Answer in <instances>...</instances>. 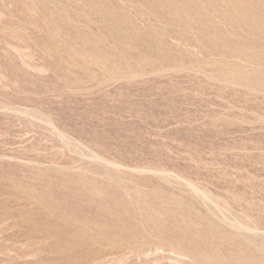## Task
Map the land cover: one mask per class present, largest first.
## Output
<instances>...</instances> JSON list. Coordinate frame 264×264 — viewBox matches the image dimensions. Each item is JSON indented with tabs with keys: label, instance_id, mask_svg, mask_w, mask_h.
<instances>
[{
	"label": "rangeland",
	"instance_id": "rangeland-1",
	"mask_svg": "<svg viewBox=\"0 0 264 264\" xmlns=\"http://www.w3.org/2000/svg\"><path fill=\"white\" fill-rule=\"evenodd\" d=\"M0 264H264V0H0Z\"/></svg>",
	"mask_w": 264,
	"mask_h": 264
}]
</instances>
